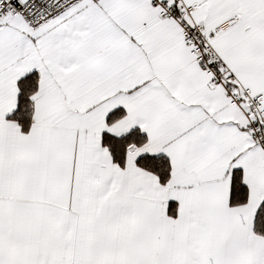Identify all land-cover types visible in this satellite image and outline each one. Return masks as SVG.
<instances>
[{"label":"snow or ice","instance_id":"6c2138e0","mask_svg":"<svg viewBox=\"0 0 264 264\" xmlns=\"http://www.w3.org/2000/svg\"><path fill=\"white\" fill-rule=\"evenodd\" d=\"M0 264H264V0H0Z\"/></svg>","mask_w":264,"mask_h":264}]
</instances>
